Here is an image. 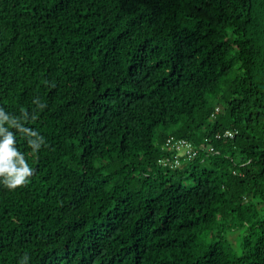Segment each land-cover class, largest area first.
Segmentation results:
<instances>
[{"label": "trees", "instance_id": "16d2710c", "mask_svg": "<svg viewBox=\"0 0 264 264\" xmlns=\"http://www.w3.org/2000/svg\"><path fill=\"white\" fill-rule=\"evenodd\" d=\"M0 105L45 138L0 264H264V0H0Z\"/></svg>", "mask_w": 264, "mask_h": 264}, {"label": "clouds", "instance_id": "9594fccd", "mask_svg": "<svg viewBox=\"0 0 264 264\" xmlns=\"http://www.w3.org/2000/svg\"><path fill=\"white\" fill-rule=\"evenodd\" d=\"M33 104L37 109H43L45 104L36 97ZM35 119L27 109H21L20 114L9 112L0 105V185L9 190L28 183L35 169L26 159V155L17 147V137L22 136L33 154L37 153L45 144V138L33 127L29 120ZM29 256L24 255L18 264H29Z\"/></svg>", "mask_w": 264, "mask_h": 264}, {"label": "built area", "instance_id": "2783aa9c", "mask_svg": "<svg viewBox=\"0 0 264 264\" xmlns=\"http://www.w3.org/2000/svg\"><path fill=\"white\" fill-rule=\"evenodd\" d=\"M219 110V107L216 108ZM215 116V113L213 114ZM237 133L236 130H226L223 133H217V138L222 137H234ZM208 140V139H206ZM166 145L170 146V149H174V153H170V158H163L161 161L165 165H170L171 169L180 167L183 160H187L197 156L200 152L198 146L193 143L191 140L183 137L171 136L167 139ZM213 149V148H212Z\"/></svg>", "mask_w": 264, "mask_h": 264}, {"label": "rangeland", "instance_id": "374dc122", "mask_svg": "<svg viewBox=\"0 0 264 264\" xmlns=\"http://www.w3.org/2000/svg\"><path fill=\"white\" fill-rule=\"evenodd\" d=\"M191 182V181H190ZM192 183V182H191ZM230 238L233 240V241H236L234 235H231Z\"/></svg>", "mask_w": 264, "mask_h": 264}]
</instances>
